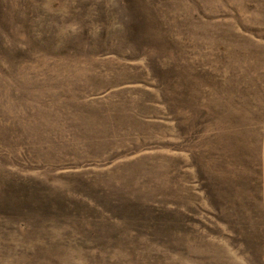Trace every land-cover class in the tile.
Masks as SVG:
<instances>
[{
	"label": "rangeland",
	"instance_id": "1",
	"mask_svg": "<svg viewBox=\"0 0 264 264\" xmlns=\"http://www.w3.org/2000/svg\"><path fill=\"white\" fill-rule=\"evenodd\" d=\"M0 264H264V0H0Z\"/></svg>",
	"mask_w": 264,
	"mask_h": 264
}]
</instances>
